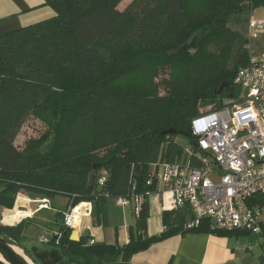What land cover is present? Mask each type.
Segmentation results:
<instances>
[{"label":"trees","instance_id":"obj_1","mask_svg":"<svg viewBox=\"0 0 264 264\" xmlns=\"http://www.w3.org/2000/svg\"><path fill=\"white\" fill-rule=\"evenodd\" d=\"M123 1L44 0L52 18L0 35V207L13 209L22 191L49 199L51 208L41 211L54 212L44 224L53 234L43 245L63 264H108L107 255L131 256L175 235L222 234L210 221L186 228L193 218L186 208L164 211V232L149 237L147 194L158 191L154 172L163 162L202 166L192 121L202 103L234 93L238 71L251 61L245 27L264 0H133L120 10ZM31 120L42 135L19 148ZM182 134L195 149L191 156L177 140ZM132 196L144 202L127 245L72 239L68 211L93 203L104 224L107 199ZM57 197L67 198L66 209ZM27 224L0 225V236L27 251Z\"/></svg>","mask_w":264,"mask_h":264},{"label":"built area","instance_id":"obj_2","mask_svg":"<svg viewBox=\"0 0 264 264\" xmlns=\"http://www.w3.org/2000/svg\"><path fill=\"white\" fill-rule=\"evenodd\" d=\"M260 35H264V20L252 14L247 24L251 52V40ZM233 88L232 96L192 121L196 140L192 147L202 166L194 167L188 160L163 162L154 172L156 193L164 211L190 210L193 218L186 228L210 221L213 231L259 234L262 209L250 202L264 196V52L258 56L251 53L249 65L238 71ZM192 147L186 151L190 156L195 151ZM104 182L105 178L101 184ZM115 199L121 207L136 202V213L140 214L144 196ZM73 213L66 214L65 224L75 231ZM40 241L46 244L49 238Z\"/></svg>","mask_w":264,"mask_h":264},{"label":"crops","instance_id":"obj_3","mask_svg":"<svg viewBox=\"0 0 264 264\" xmlns=\"http://www.w3.org/2000/svg\"><path fill=\"white\" fill-rule=\"evenodd\" d=\"M254 17L257 19L256 14ZM261 12V11H260ZM258 15L262 16L261 13ZM54 12L44 0H0V35L16 31L40 21L52 18ZM263 20V16L259 18ZM258 20V19H257ZM247 28V27H246ZM262 52V51H261ZM264 52V51H263ZM262 52V53H263ZM261 54V53H260ZM24 191L17 196L13 209L0 207L3 214L2 221L8 226H18L25 222V217L14 223L6 222L17 208L24 213L30 212L31 204H36V210L28 216L48 208L49 200L28 195ZM258 197V196H257ZM255 197L250 203L259 207V198ZM264 198V196H261ZM19 200L21 204L18 205ZM59 200H55L58 202ZM60 202V201H59ZM108 203V201H107ZM150 215L147 222V234L155 237L165 230L163 222L164 209L159 194L148 196ZM29 204V207H27ZM56 204V203H55ZM88 208L81 219L80 228L76 232L80 239L82 235H90L95 243L125 246L130 242V229L137 227L138 215L136 202L129 207L107 204L106 219L100 224L93 203H83ZM26 208L27 210H25ZM263 231L259 234L243 232L218 231L186 233L175 235L164 241L154 243L147 250L128 256L122 252L120 256L107 255L104 261L108 264H259L264 256V208L260 218ZM75 232V231H73ZM73 239V238H72Z\"/></svg>","mask_w":264,"mask_h":264},{"label":"rangeland","instance_id":"obj_4","mask_svg":"<svg viewBox=\"0 0 264 264\" xmlns=\"http://www.w3.org/2000/svg\"><path fill=\"white\" fill-rule=\"evenodd\" d=\"M132 1L133 0H124L122 2V4L119 5V8L118 9L124 10L125 8H127L129 6V4ZM256 11H258L257 14H256L257 19L260 20L259 18L263 16V20H264V8L263 9H258ZM258 13H261L262 16L258 15ZM243 31H244L245 36H246L245 29ZM111 32H116V31H111ZM111 32H108V33H111ZM123 32H125V30H121L119 32V35H122ZM123 35H124V33H123ZM103 39L106 40V41H108V43H111V42H113V40H115L113 38L110 39V37L108 35L107 36H104ZM251 49H254L251 52L253 56H258L260 53H262L264 51V35H260L259 37L253 38L251 40ZM251 53H250V56H251ZM221 99H219L218 102ZM216 104H211V105H208V106H204L203 103H202L199 106V108H198L199 109V116L200 115H203V114H206ZM42 130H43V126L40 125L38 122H36L35 120L29 121L27 124H25V126L23 127L21 133L19 134V136L17 138V141H16V144L18 145L19 148H25L27 145H29V143H30V141L32 139H37V138L41 137ZM177 140H178L179 144L182 146L184 152L186 153L187 149L190 148V144H191L190 140L187 137L183 136V135L182 136H179L177 138ZM217 172H220V168H217ZM23 195L27 196L26 193H23ZM35 200H44V199H35ZM47 200H49V199H47ZM55 200H59L60 201V202L59 201L58 202H55L56 205L60 206V208H62V209H66V207L68 205L67 198H65V197H57ZM131 200H134V199H131ZM107 201H108L107 204L110 203L111 206H112V204L113 205H116L117 204L116 203V199L115 198H112V197L108 198ZM21 202L22 201L19 200L18 205H20ZM131 202H132V204H131V207L130 208L133 207L134 201H131ZM84 203H86V202H84ZM51 206H52V202L50 201L48 207L51 208ZM27 207H29V204H28ZM36 207H37L36 204H31V208L29 209L30 212H28V213H24V212L20 211L19 208H17L16 209V212L17 213L16 214H13V215H10V217L12 216V219H13L14 217H17V218L18 217H21V218H23V217L27 216L24 221L28 223L27 224L28 227L24 231V234L26 236V239L23 240V245L25 246V248L27 249L28 253L30 254V257L34 259V261L36 262V264H53L55 262V258L51 255L50 249L48 247L44 246L43 243H41L40 240H41L42 237L49 238L53 234V232L51 230L47 229L44 226V224L49 221L48 218L51 217L54 214V212H52V211H50V212L39 211V212L35 213L34 215L28 216L29 213L31 214L32 211H35L36 210ZM127 207H129V206H127ZM49 208H45L44 207L42 209L44 210V209H49ZM123 208H126V207H123ZM24 209L27 210L26 208H24ZM75 209H71L67 213L70 212L72 214ZM1 213H2V211L0 212V225H2V226H8L6 223H3V221H2L3 214H1ZM24 214H26V215H24ZM12 219L10 220V223L11 222L14 223L12 221ZM76 232H78V231L72 232V238L74 240L79 237ZM34 248H35V251H33Z\"/></svg>","mask_w":264,"mask_h":264},{"label":"water","instance_id":"obj_5","mask_svg":"<svg viewBox=\"0 0 264 264\" xmlns=\"http://www.w3.org/2000/svg\"><path fill=\"white\" fill-rule=\"evenodd\" d=\"M189 44L183 46L179 50H175L171 52L172 54H178L183 52L186 48H188ZM226 85H222L219 90L217 91V95H221ZM167 134L172 133V131L166 132ZM188 137L186 134H182ZM193 146H196V140L194 139L192 142ZM14 246L20 248L24 254L33 262V259L30 257L29 253L15 240L7 235L0 236V261L4 264H32L27 259H25L21 254H19L15 249ZM35 251V248L33 249ZM51 255L55 258V262L53 264H63L61 263V256L59 255L58 251H51Z\"/></svg>","mask_w":264,"mask_h":264},{"label":"bare ground","instance_id":"obj_6","mask_svg":"<svg viewBox=\"0 0 264 264\" xmlns=\"http://www.w3.org/2000/svg\"><path fill=\"white\" fill-rule=\"evenodd\" d=\"M89 207L88 205H83V203L81 205L78 206V208L74 211L73 215L71 216L72 218V221H73V225H74V228L76 229L75 231H77L79 228H80V224H81V219L82 217L86 214V211H87V208ZM17 212L15 211L14 213H12L11 215L13 214H16ZM26 215V214H24ZM23 217V216H22ZM21 217H14L12 219V216H8L6 217V222H10V220L12 219L13 222H15L16 220H19ZM12 223V222H11ZM214 231H223V230H214ZM14 249L19 253L21 254L25 259H27L30 263H32L30 261V259L24 254V252L20 249V248H17L14 246ZM1 257V256H0ZM33 264V263H32Z\"/></svg>","mask_w":264,"mask_h":264}]
</instances>
